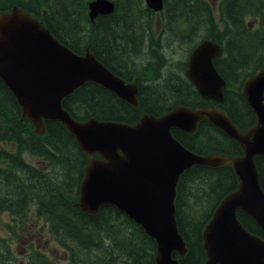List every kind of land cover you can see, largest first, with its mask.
<instances>
[{"label":"trees","instance_id":"1","mask_svg":"<svg viewBox=\"0 0 264 264\" xmlns=\"http://www.w3.org/2000/svg\"><path fill=\"white\" fill-rule=\"evenodd\" d=\"M88 1L0 0V12L17 6L42 19L53 36L73 51L83 53L88 47L114 74L126 81L137 80L136 106L94 82L84 83L62 100L63 108L73 118L134 124L143 113L161 115L178 104H217L242 130L255 122L241 87L264 61V0H218V19L208 0H164L159 14L148 9L143 0H115L113 13L99 15L93 22L87 15ZM155 30L189 44L186 55L205 38L220 44L222 52L213 64L225 80L222 103L202 98L185 77L187 57L166 62ZM142 48L148 50L149 56L138 64L144 68L127 67L131 57L141 56ZM143 70L152 71L150 81L157 82H145ZM171 132L195 153L230 157L242 154L235 140L207 120H201L192 134L179 129ZM8 144L13 148H7ZM25 151L39 159L37 166L23 159ZM255 162L264 189V156L255 157ZM87 163L88 156L59 121L44 120L43 132L37 133L0 79V214L7 213L12 222L23 226L35 204L36 215L46 222L50 235L66 251V264H156L155 240L126 214L113 205H103L92 214L79 208V186ZM237 185L231 164L194 165L180 175L175 218L187 252L174 256L181 264L204 263V225L220 200ZM237 217L249 232L264 237L246 214L239 211ZM6 241L0 238V264H15ZM24 264L58 263L43 251L32 249Z\"/></svg>","mask_w":264,"mask_h":264},{"label":"water","instance_id":"2","mask_svg":"<svg viewBox=\"0 0 264 264\" xmlns=\"http://www.w3.org/2000/svg\"><path fill=\"white\" fill-rule=\"evenodd\" d=\"M144 2L154 12L163 8V0ZM114 8L112 0H90L88 18L93 22ZM221 52L217 42L201 40L190 52L185 72L204 99L218 103L224 101L225 80L213 59ZM0 79L37 133L43 132L44 120L59 121L88 156L79 186V208L92 214L103 205L115 206L155 240L156 264H181L174 254L187 252L175 218L180 175L194 165L231 164L238 185L221 199L204 225L203 264H264V237L249 232L237 217L238 211L246 214L264 235V189L255 162V157L264 156V61L241 87L255 115V122L245 130L214 105H175L159 116L144 113L134 124L95 118L80 121L62 105L74 89L94 82L136 106L137 83L113 74L88 47L83 54L74 52L38 18L13 6L0 13ZM201 120L235 140L242 154H197L173 137L171 129L192 134Z\"/></svg>","mask_w":264,"mask_h":264},{"label":"rangeland","instance_id":"3","mask_svg":"<svg viewBox=\"0 0 264 264\" xmlns=\"http://www.w3.org/2000/svg\"><path fill=\"white\" fill-rule=\"evenodd\" d=\"M208 2L211 3L209 4L213 9L215 18L218 19V0H208ZM44 8H46V6ZM158 29L156 28V30ZM158 34L159 33L156 31L155 37L160 38V51L162 52L164 57L168 59H164L166 60V62L174 63L179 59L183 60L185 59V57H187L186 52L190 46L189 44L181 43L178 40H172L171 38L175 36L171 37L169 34H159V36ZM148 43L149 42L146 39L145 44ZM150 46L151 45H149V47ZM141 51L142 53L140 57H131L130 60H132V62H130L129 64L126 63L127 67L134 68L135 70L144 68L145 65L138 64L143 60L149 59V56L146 55V53H148V50L145 51L142 48ZM150 61H153V59H150ZM155 66L156 65H153V67ZM143 72L145 74L142 75V78L145 82H147L148 84L157 82L156 80L150 81L152 71L146 72L145 70H143ZM6 147L10 149L13 148V146H11L10 144L6 145ZM22 157L26 162L33 166H37L39 164V159H37V157L27 151L22 153ZM40 165L44 166V163L40 162ZM35 207L36 205L33 204L28 215V220L23 226H19L18 224L12 222L11 217L7 213L0 214V238L2 237L4 240H7V247L15 256V264H24L27 261L26 255L32 249H39L43 251L44 253H46L50 260L56 261L58 264H66V251L50 235L47 229L46 222L36 215Z\"/></svg>","mask_w":264,"mask_h":264},{"label":"flooded vegetation","instance_id":"4","mask_svg":"<svg viewBox=\"0 0 264 264\" xmlns=\"http://www.w3.org/2000/svg\"><path fill=\"white\" fill-rule=\"evenodd\" d=\"M163 5H164V0H163ZM148 8V7H147ZM149 9V8H148ZM155 14H159V13H157V12H154ZM12 252V251H11ZM13 256H14V254H13ZM15 257V256H14Z\"/></svg>","mask_w":264,"mask_h":264}]
</instances>
